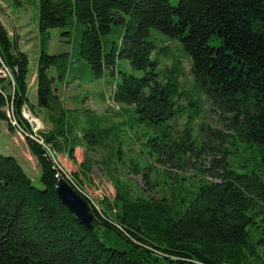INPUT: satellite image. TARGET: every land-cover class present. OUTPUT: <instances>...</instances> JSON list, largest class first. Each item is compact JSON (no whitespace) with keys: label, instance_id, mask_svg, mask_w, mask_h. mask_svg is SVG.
I'll return each mask as SVG.
<instances>
[{"label":"trees","instance_id":"1","mask_svg":"<svg viewBox=\"0 0 264 264\" xmlns=\"http://www.w3.org/2000/svg\"><path fill=\"white\" fill-rule=\"evenodd\" d=\"M71 17L81 25L78 53L94 71L112 66L117 58L144 71L141 76L120 71L112 98L129 106L135 120L156 127L143 144L158 164L184 167L191 163L190 154L201 161L214 150L204 139L212 134L218 143L228 136L236 150H250L253 165L246 158L232 163L225 155L214 157L208 168L198 169L194 189L176 177L179 189L171 199L135 196L119 181L113 202L102 198L97 204L74 188L40 144L27 138L42 187L33 185L13 155L0 151V264H255L261 257L258 249L264 248V0H40L38 30L64 26ZM121 22L124 29L103 53L100 35ZM152 27L180 40L191 58L194 86L204 90L222 128L201 124L196 137L186 125L176 138L170 125L164 127L175 114L179 92L158 79L151 59ZM213 37L217 45L209 43ZM56 57L44 50L38 57L35 82L41 108H51L48 69ZM1 62L14 83L0 77V122H7L4 107L9 101L22 122L21 106L29 105V58L17 34L11 36L0 20ZM49 118L55 121L52 114ZM60 135L54 125L45 132L46 142L52 151L65 142L64 150L74 159L75 148L85 142H68ZM82 136L99 145L91 130ZM87 161L80 164L89 170L92 163ZM131 161L124 164L137 165ZM61 176L87 201L94 218L90 225L82 224L58 197ZM144 181H150L148 175ZM105 233L113 237L111 245L105 243Z\"/></svg>","mask_w":264,"mask_h":264},{"label":"rangeland","instance_id":"2","mask_svg":"<svg viewBox=\"0 0 264 264\" xmlns=\"http://www.w3.org/2000/svg\"><path fill=\"white\" fill-rule=\"evenodd\" d=\"M172 2L175 3L176 0ZM39 4L40 0H0V20L11 36L17 34L20 49L28 55L27 82L36 71L41 50L57 56L48 69V75L53 78L54 96L50 98L51 108L45 109L37 105L36 82L27 87V102L30 109H34L42 119L45 130L48 131L55 125L62 133L60 136H64L68 142H85L84 146L75 148L74 159H70L64 150L65 142L54 146L53 151L60 167L75 179L81 180L85 192L97 204L102 198L113 202L119 181L129 185L135 196L142 194L145 197L171 199L172 192L179 189L178 182L174 180L176 177H182L180 182L188 190L194 189L201 176L198 169L208 168L214 157L220 160L225 155L224 158L232 163L233 160L244 161L246 158L250 166L253 165L250 150H236L228 136L221 139L222 144L218 143L220 140L215 139L212 134L204 136V139L209 140V145L214 146V150L204 153L201 161L190 154L187 158H190L191 163L184 167L173 166L171 163L158 164L155 154L150 153L149 146L143 144L154 135L156 127L135 120L129 106L117 103L112 98L115 85L120 79V71L136 76L143 75L144 71L133 69L125 58H117L112 66L103 67L99 72L94 71L78 53L81 25L71 17L70 22L64 26L39 31ZM124 16L127 17L125 14ZM123 29L122 22L114 23L109 32L100 35L103 53L108 51L111 42L118 39ZM149 39L154 44L151 59L156 61L159 81L171 92H179L175 98V114L164 127L170 125V134L176 138L182 135L186 125L192 136L196 137L200 134L201 124L212 129L222 128L219 113L212 111L204 90L194 86L191 58L180 40L155 27L150 29ZM209 43L217 45L214 37ZM189 100L195 101V106H190ZM50 114L55 121L49 118ZM2 126L6 128L5 122ZM88 130L96 134L99 145L89 142L91 136L87 138V143L84 136L80 137ZM11 133L3 131L0 134V151L5 155H13L33 185L41 188L40 166L28 148L27 137L17 131ZM6 142L15 146V153L4 151L7 148ZM227 149H234L235 152L230 153ZM84 158L88 159L87 163H92L89 170L80 164ZM131 160L137 162V165L131 167V164H124ZM145 175H148L150 181H144ZM208 178L214 180L212 177ZM102 235L105 243L111 245L113 237L106 233ZM258 254L261 257L255 259V264H263L264 248L260 247Z\"/></svg>","mask_w":264,"mask_h":264},{"label":"built area","instance_id":"3","mask_svg":"<svg viewBox=\"0 0 264 264\" xmlns=\"http://www.w3.org/2000/svg\"><path fill=\"white\" fill-rule=\"evenodd\" d=\"M0 77H7L11 80L13 85V78L12 75L2 62L0 65ZM4 110L6 112L7 122L13 127L14 131H17L19 134L24 135V137L29 138L30 140L40 144L47 153L53 158L54 162L58 165L60 169L59 162L54 156V152L48 142L45 139V128L43 125V121L32 109H30L28 104H23L20 109V114L22 116V122L19 121L17 114L15 113V109L13 106L12 101H9ZM63 171V169H62ZM66 178L69 182L77 189L79 192L85 194L87 197L91 198L88 193L85 192L84 186L83 188L80 187L79 183L67 172H65Z\"/></svg>","mask_w":264,"mask_h":264},{"label":"water","instance_id":"4","mask_svg":"<svg viewBox=\"0 0 264 264\" xmlns=\"http://www.w3.org/2000/svg\"><path fill=\"white\" fill-rule=\"evenodd\" d=\"M55 190L62 203L82 224L86 226L91 224L94 218L87 201L72 188L64 177L58 178Z\"/></svg>","mask_w":264,"mask_h":264},{"label":"crops","instance_id":"5","mask_svg":"<svg viewBox=\"0 0 264 264\" xmlns=\"http://www.w3.org/2000/svg\"><path fill=\"white\" fill-rule=\"evenodd\" d=\"M35 82V73H32L31 74V78H30V80L28 81V87L30 86V85H32V83H34ZM5 122V126H6V128H3V126H2V123H4ZM0 129H1V133L4 131V132H7V133H10V132H12V133H14V131H11L10 129H8V126H7V123H6V121H1L0 122ZM0 133V134H1ZM11 133V134H12ZM6 144V147L7 148H5L4 149V151L5 152H8V153H10V152H14L15 153V146L12 144V143H8V142H6L5 143Z\"/></svg>","mask_w":264,"mask_h":264}]
</instances>
